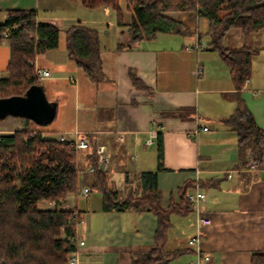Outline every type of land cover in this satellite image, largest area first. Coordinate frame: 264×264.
I'll return each mask as SVG.
<instances>
[{"label":"crops","instance_id":"0c3cea01","mask_svg":"<svg viewBox=\"0 0 264 264\" xmlns=\"http://www.w3.org/2000/svg\"><path fill=\"white\" fill-rule=\"evenodd\" d=\"M119 6L121 23L110 6L91 9L79 0H0V22L13 10H31L36 20L60 29L58 47L36 55L34 60V66L49 71V76L41 79L48 97H62L54 120L40 125L39 131L46 138H84L103 144L109 159L106 172L110 186L118 188L125 183L133 189L141 172L156 169L155 140L160 132V205H182L179 189L187 182L190 186L186 191L197 183L205 194L198 206L170 215L165 249L180 253L167 264H252V254L264 252V152L254 169L249 168V155L243 164L237 133L223 120L237 111L234 94L238 92L242 104L264 130V28L252 31L246 39L241 29L230 28L222 39L226 48L246 43L258 49L251 57L247 83L236 91L229 67L209 47L206 18L185 9L162 11L180 22V32L156 33L130 43L132 10L127 0H119ZM200 21L205 28L203 35L191 29L192 22L198 26ZM76 23L97 31L107 81L91 82L68 57L65 30ZM196 43L202 48L191 49ZM9 57L8 43L0 40V78L7 76ZM197 66L202 68L199 77L195 75ZM187 107L193 112L176 115ZM9 118L23 117L6 116L0 122ZM150 136L152 143L146 144ZM123 158L131 164H124ZM85 187L80 184L63 201L38 204L44 209L57 207L78 213L75 238L85 244L77 264H131L135 254L155 247L154 214L134 209L105 211L100 192L89 189L84 195ZM197 210L211 218L198 247L188 244L195 233Z\"/></svg>","mask_w":264,"mask_h":264},{"label":"trees","instance_id":"16d2710c","mask_svg":"<svg viewBox=\"0 0 264 264\" xmlns=\"http://www.w3.org/2000/svg\"><path fill=\"white\" fill-rule=\"evenodd\" d=\"M87 8L110 6L121 23L119 0H79ZM132 10L128 42L151 38L156 33L180 32V22L161 14L162 11L185 9L206 18L209 47L229 67L230 77L239 91L251 74V57L258 52L246 43L239 48H226L222 39L230 28L241 29L245 39L252 31L264 28V0H127ZM59 27L36 20L31 10L16 9L0 22L1 39L10 48L6 68L7 76L0 78V98L21 95L31 85L40 84L34 74L36 55L58 47ZM66 52L93 83L107 81L102 70L100 38L88 25L76 23L68 26ZM199 77V76H197ZM134 79V78H133ZM237 111L223 122L237 133L240 160L260 165L264 152V130L242 104L238 92ZM183 112V113H182ZM193 112L180 108L176 115L183 117ZM55 118V117H54ZM53 118V120H54ZM26 130L0 136V264H66L74 250L75 229L80 222L78 213L52 207H39L40 201H63L76 192L80 184L88 190L100 192L103 210L148 211L156 216L153 240L155 247L148 252L135 254L131 264H167L179 255L180 250H166L170 215L185 213L192 206L186 197L189 182L179 189L182 205L159 203L157 172L162 168V137L156 133L157 165L155 170L141 172L136 188L111 187L106 170L97 168L93 142L77 151L70 141L43 137L36 126L42 124L25 118ZM49 124V123H48ZM93 166L91 172L84 169ZM126 180V176H125ZM192 184V183H191ZM182 208H185L183 210ZM252 264H264V252L252 254Z\"/></svg>","mask_w":264,"mask_h":264},{"label":"built area","instance_id":"2783aa9c","mask_svg":"<svg viewBox=\"0 0 264 264\" xmlns=\"http://www.w3.org/2000/svg\"><path fill=\"white\" fill-rule=\"evenodd\" d=\"M202 46L198 45V43H196L194 45V47L192 46L191 49L197 50V49H201ZM34 74L37 78L39 79H43L47 76H49V71L46 69H43L39 66H34ZM202 74V68L200 66H197L195 69V75L196 76H200ZM248 80H245L244 85L247 83ZM202 130H207V127H202ZM198 129L194 130V133L197 134ZM62 140H65L64 137H61ZM71 145H73V147L75 149H85L88 147V143L87 140L84 138L75 140V141H70ZM152 140H151V136L146 140V144H151ZM95 153H96V157H97V168L100 170H106L107 166H108V154H107V149L103 144H97L95 146ZM256 167L255 163H251L250 167L251 169H254ZM94 170L93 166H90L86 169H84V171H88L91 172ZM88 188L85 187L83 189V194L87 195L88 193ZM205 194L204 192L201 190V188L199 187V185L196 183L194 187H192L191 189H189L186 193V197L188 199V201L192 204V206L196 207L198 206V204L201 202V200L204 198ZM197 216H196V220H195V233L189 238L188 240V244L190 245H194L196 247H198L199 242L201 240V234L204 232L205 227H207L210 223H211V218L210 216L205 215L204 213H202L201 211L197 210ZM85 241L83 239H77L75 240V245H74V250L72 251V253L69 255L66 264H77L78 263V254L82 248V246H84ZM205 259H208V257H205Z\"/></svg>","mask_w":264,"mask_h":264},{"label":"water","instance_id":"95a60500","mask_svg":"<svg viewBox=\"0 0 264 264\" xmlns=\"http://www.w3.org/2000/svg\"><path fill=\"white\" fill-rule=\"evenodd\" d=\"M47 93V86L41 80L40 84L31 85L21 95L1 97L0 118L18 116L42 125L50 123L55 117L57 104L62 102V97L49 98Z\"/></svg>","mask_w":264,"mask_h":264},{"label":"rangeland","instance_id":"374dc122","mask_svg":"<svg viewBox=\"0 0 264 264\" xmlns=\"http://www.w3.org/2000/svg\"><path fill=\"white\" fill-rule=\"evenodd\" d=\"M202 23H203V21H200L198 23V26H196L195 22H192L191 23V29L196 28L202 34L203 33L202 31L205 30V28H203V26H202ZM27 127L28 126H27V123L25 121V118L24 119L23 118H9L6 121L0 122V136L3 135V134H12V133H14L15 131H18V130H26ZM35 129L39 130V126H36ZM43 137H45V136H43ZM122 160H123V163L126 164L127 160L125 158H123ZM127 163L131 164L129 160L127 161Z\"/></svg>","mask_w":264,"mask_h":264}]
</instances>
